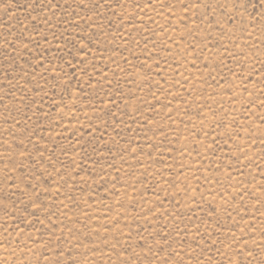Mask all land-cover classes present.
I'll return each instance as SVG.
<instances>
[{
	"label": "rangeland",
	"instance_id": "obj_1",
	"mask_svg": "<svg viewBox=\"0 0 264 264\" xmlns=\"http://www.w3.org/2000/svg\"><path fill=\"white\" fill-rule=\"evenodd\" d=\"M262 2L0 0V264H262Z\"/></svg>",
	"mask_w": 264,
	"mask_h": 264
},
{
	"label": "snow or ice",
	"instance_id": "obj_2",
	"mask_svg": "<svg viewBox=\"0 0 264 264\" xmlns=\"http://www.w3.org/2000/svg\"><path fill=\"white\" fill-rule=\"evenodd\" d=\"M150 3H151V0H149V4ZM232 3H233V8L235 9V12L232 15H228L227 13H225L224 15H226L228 21H230V22H232L238 26L239 30L242 32L243 36L246 39H248V40L252 39L253 34L251 31H249V22L246 21V18L243 15V13L247 11V5L251 4V0H232ZM252 6L255 7V5H252ZM261 6L264 7V2H262ZM186 7H187V5H186ZM194 7L199 8L200 5L196 4V5H194ZM221 7H223V5H221ZM261 19L264 20V16H262ZM212 22L215 23L219 27L221 34L223 36H227L228 39L231 41L232 37H231V35H229V32L231 30L230 29L226 30L225 26L222 25L219 20L214 19ZM251 27H255V24H252ZM261 29H262V32H264V25H261ZM45 39H47V37H45ZM65 40L67 43L66 38H65ZM89 42H91V41H89ZM72 46L76 47L78 49V51H85L87 49L86 45L81 46V45L73 44ZM233 47L234 48H240V45L238 43H236L233 45ZM247 47L254 48V47H257V45L249 44V45H247ZM225 50L228 52V56L231 59H234L237 61L241 60L242 58H246L248 55V53L245 52L243 49H241V51H239V52H234V51H232V49L225 47ZM88 51L90 54V50H88ZM73 59H76V56H73ZM87 63H88L87 60H81L80 61L81 71L86 72L84 65H86ZM223 63H224V61L221 60V64H223ZM69 66L72 67L70 62H69ZM224 66L227 67V65H224ZM93 68H95V65H93ZM61 71H63V69H61ZM229 71H232V69L229 68ZM86 74H87V72H86ZM229 138H231V137H229ZM28 186L31 187V185H28ZM35 195L38 198V193H36ZM21 203H24V202L21 201ZM32 205L36 206L38 208L42 206V204H38L37 200H35V199L32 201ZM3 207L5 208L6 211H10L12 213L15 212L14 208L8 209L7 205H3ZM29 207H30L29 205H26L25 208L23 209V211L27 212ZM213 211H215V210L213 209ZM31 215L36 216V223H40V224L44 223V221L39 218V215L37 213H31ZM29 223H31V221H29ZM217 223H219V221H217ZM32 226L34 227L35 225H32ZM241 232H242V236H243V230H241ZM162 238L165 239V241H167V235L166 234ZM210 243H214V241L210 242ZM221 243H225V241L222 240ZM245 243H246V241L244 239L237 238L235 233L233 232L231 234L230 241H228V246L232 247V245L235 244L237 246V248H239L240 245L245 244ZM25 247H27V245H25ZM206 247H208V245H205V248ZM161 251H163V248H161ZM217 251L219 252L221 250L219 248H217ZM233 251L235 252L236 255H243L242 251H236V249H233ZM222 254H224V253H222ZM224 255H228V254H224ZM248 255L249 256L252 255L251 250H249ZM165 264H167V261H165ZM197 264H202L201 260L198 257H197ZM230 264H232L231 261H230ZM262 264H264V262H262Z\"/></svg>",
	"mask_w": 264,
	"mask_h": 264
}]
</instances>
